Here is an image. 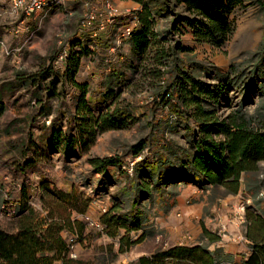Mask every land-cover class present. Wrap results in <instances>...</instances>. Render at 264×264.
Instances as JSON below:
<instances>
[{
  "label": "rangeland",
  "instance_id": "1",
  "mask_svg": "<svg viewBox=\"0 0 264 264\" xmlns=\"http://www.w3.org/2000/svg\"><path fill=\"white\" fill-rule=\"evenodd\" d=\"M108 1L122 13L98 31V25L106 24L107 19L100 7L102 0H61L44 16L38 11L14 13L11 0H0V227L12 231L9 220L21 205L39 213L40 202L49 201L55 193L74 198V205L68 204L66 211L76 221L78 238L75 257L66 255L82 264H137L139 255L173 244L207 245L202 226L224 238L225 247L237 249L245 257L249 245L244 237V212L264 220V160L247 174L238 194L212 191L187 175L181 152L193 150V133L186 120L161 104L154 93L162 77L152 70L161 68L154 67L160 58L151 57V51L148 60L133 71L128 65L137 64L135 57L124 37H119L125 26L134 27L135 21L126 10L139 3L131 0V4L120 6ZM141 1L151 2L157 39L169 53L162 59L164 69L174 58L179 68L189 70L215 90L222 83L215 106L219 115L238 109L253 117L256 124L264 121V0H242L232 10L228 19L234 25L233 32L219 48L194 42L176 15L164 16L157 11L155 6L161 0ZM89 9L96 14L94 21L89 27L78 28ZM174 13H182L181 8L176 7ZM174 16L172 32H168ZM245 31L258 34L252 44H243ZM74 42L83 43L90 51L82 57L75 79L87 84V100L95 112L98 108L94 104L104 102L103 95L112 90L119 94L115 104H127L136 118L125 128L97 135L87 152L75 146L66 155L61 145L51 147L50 139L53 129H60L64 137L70 126L73 89L63 79V66L49 57ZM178 45L181 49L174 53ZM237 45L241 46L233 52ZM117 71L124 73L117 76ZM39 74L45 75L38 83L30 81ZM48 86L56 95L48 94ZM104 100L107 104L111 99ZM141 142L145 145L133 157L132 150ZM89 156L118 157L120 164L95 173L86 161ZM158 171L172 179L155 190L152 181L157 180ZM144 185L150 187L147 193L141 191ZM105 213L122 215L130 231L121 228L116 236H110L100 221ZM84 216L102 225L103 230L89 225ZM133 216L140 219L138 230L131 229ZM143 232L140 241L119 250L120 237L132 242ZM71 233L64 230L65 242Z\"/></svg>",
  "mask_w": 264,
  "mask_h": 264
},
{
  "label": "trees",
  "instance_id": "2",
  "mask_svg": "<svg viewBox=\"0 0 264 264\" xmlns=\"http://www.w3.org/2000/svg\"><path fill=\"white\" fill-rule=\"evenodd\" d=\"M134 1L139 3L138 8L132 10L128 16H132L136 26L123 39L129 44L137 64L128 67L137 71L141 64L148 60L150 52L154 51L151 57L156 60L160 58L154 67L159 65L161 68L152 70V74L162 77L158 90L154 93L161 104L168 105L171 112L186 120V125L193 133L191 143L193 150L181 152L183 157L181 162L187 168V175L199 181L200 185H207L211 190L220 187L226 193H237L247 174L256 171L259 162L264 160V121L256 124L253 117L238 109L219 115L215 106L219 103L222 83L218 84L215 90L189 70L179 68L174 58L172 65L164 69L162 59L169 56V53L163 51L160 46L161 40L157 39L151 2L149 4L142 3L141 0ZM241 4L242 0H161L155 8L164 16L176 15L177 20L188 28L194 42L207 43L219 48L233 32L234 25L228 19V15ZM176 7H180L182 13L175 14ZM176 18L175 16L172 18L168 32H172ZM78 28L84 29L81 26ZM67 45L63 59L59 60L57 57L59 50L54 53L53 58L49 57L51 62L63 66L64 70L61 72L63 79L73 89L71 93L73 102L68 110L70 129L65 131L64 137L61 136L60 129H53L50 139V146L55 148L61 145L66 155L72 152L75 146L80 151L87 152L97 135L108 130L125 128L136 118L133 116L134 109L130 106L115 104L119 94L112 90L103 95L104 102L94 104V107L98 108L95 112L87 100V84L79 83L75 79L82 57L90 54L89 48L79 42ZM174 48L175 53L181 46ZM123 73L117 71L116 75L120 76ZM43 76L39 74L30 78V81L38 83ZM49 84L51 85V81ZM47 89L49 95H56L51 87L48 86ZM106 98L111 100L104 104ZM188 123H191V126ZM144 145L145 142L139 143L137 148L132 150V156H137ZM86 161L95 173H102L108 166L120 164V159L114 156H89ZM170 179L172 177L168 178L158 171L157 180L152 181V188L157 190ZM142 187V192L150 191L149 185ZM52 194L54 196H50L49 201L44 202L48 208L47 216L51 218L50 221L44 220V217L23 204L19 212L9 220L13 230L0 227V264H56L54 263L56 260L59 261L57 264H82L81 261L67 257L66 244L58 233L62 228L75 232L76 221L71 220L70 212L66 211L68 204L74 205V198ZM244 216L246 219L244 237L249 245V251L241 264H264V220L246 211ZM54 217L56 220L52 219ZM100 221L109 229L110 236H116L121 228L130 231L126 226L127 219L122 215L105 213L100 216ZM45 223L47 225L43 228L42 225ZM133 225L131 229H139V217L133 216ZM78 230L80 231V227ZM201 235L208 242L216 241L219 237L203 226ZM142 238L143 235H140L136 240L129 242L126 238L120 237L119 250ZM45 248H54V254L52 256L41 254ZM38 251L41 253L37 256ZM165 259L172 261V264H219L202 244H181L156 249L149 256L139 257L137 264L161 263Z\"/></svg>",
  "mask_w": 264,
  "mask_h": 264
},
{
  "label": "built area",
  "instance_id": "3",
  "mask_svg": "<svg viewBox=\"0 0 264 264\" xmlns=\"http://www.w3.org/2000/svg\"><path fill=\"white\" fill-rule=\"evenodd\" d=\"M61 0H11V11L14 13L21 12L25 15H29L30 13L34 11H38V14L41 16H44L50 8H52L54 5L59 4ZM89 3H87L88 5ZM100 7L105 11V14H107L106 24H99L98 25V31H102L107 24H110L113 20L116 14L122 13L120 12L117 7V5H114L113 3L109 2L108 0H102ZM89 8V5H88ZM138 6H133L132 9L126 10V15H129L130 12L134 9H137ZM95 13L93 9H89L83 17L81 27H89L91 26L92 22L95 19ZM22 21V20H21ZM134 28V27H133ZM132 27L125 26L121 32L119 37H126L128 34L133 30ZM93 35H96V32H93ZM0 45H2V41H0ZM63 45H66L65 43ZM66 48H62L57 54V57L59 60L63 59V57L66 54ZM85 221L89 225L96 226L98 231L103 230L102 225H97L94 222L91 221V219L88 216H84ZM77 234L75 232L71 233L70 236L67 238L65 244H66V253L69 257L74 258L75 257V244L77 241ZM249 251V248H248Z\"/></svg>",
  "mask_w": 264,
  "mask_h": 264
},
{
  "label": "crops",
  "instance_id": "4",
  "mask_svg": "<svg viewBox=\"0 0 264 264\" xmlns=\"http://www.w3.org/2000/svg\"><path fill=\"white\" fill-rule=\"evenodd\" d=\"M66 1H68V0H66ZM112 1L116 2L120 6L129 5V4L132 3L131 0H112ZM133 24H134V27H135L136 26V22H133ZM123 42L127 46V48L130 49L129 44L126 43L125 39H123ZM219 189L223 190L220 187L215 188V190H219ZM242 189H243V185H241V187L239 188L238 192L235 193V194L240 193V191ZM40 203H41L40 212L38 213L36 210H34V211L36 213H38L39 216L44 217V220L50 221L51 218H49L47 216V214H48L47 213L48 212L47 209L48 208L46 207V205H45V203L43 201H41ZM28 208H30V207H28ZM239 209H240V207H238V211H239ZM233 211L234 210H232V212ZM139 212L140 211H138V213ZM140 213H142V212H140ZM52 219L56 220V217H54ZM70 219L72 220L73 218L70 217ZM46 225H47V223L43 224L42 227L44 228V227H46ZM139 228H141V223H140V227ZM64 230H65V228H62L58 232L63 240H64V237H65ZM143 236H145V232H143ZM224 241H225V239L224 238H220V236H219L218 240L213 241V242H208L207 241V245H204V246H205V249L210 252L211 256H214L215 260H217V262H219L220 264H241V261H242L243 257H241V255L238 252V250L225 247ZM64 242H65V240H64ZM174 245H181V244H173V245H170V246H174ZM186 245H188V244H186ZM54 252H55L54 248H45V249H43L42 253L41 252L40 253L44 254V255L52 256L54 254ZM40 253L38 251V253L36 255L38 256V255H40ZM148 254H150V253H148ZM148 254H141V255L138 256V258L141 257V256H149ZM58 262L59 261H57V260L54 261V263H56V264Z\"/></svg>",
  "mask_w": 264,
  "mask_h": 264
},
{
  "label": "bare ground",
  "instance_id": "5",
  "mask_svg": "<svg viewBox=\"0 0 264 264\" xmlns=\"http://www.w3.org/2000/svg\"><path fill=\"white\" fill-rule=\"evenodd\" d=\"M237 36L239 37L238 34H237ZM237 36H235V37H237ZM238 37H237V38H238ZM257 37H258V34H257V33H252V32H248V31L246 32V31H245V33H244V35H243V38H242V39H243V42H244L243 44H244V45H248V44H250V43L252 44V43L255 41V39H256ZM234 39H235V38H234ZM236 40H237V39H236ZM236 43H237V42H236ZM234 45H235V43H234ZM240 46H241V45H237L236 48L233 49V52L236 51V50H237V47H240ZM231 47H232V46H231ZM242 47H243V46H242ZM231 53H232V51H231Z\"/></svg>",
  "mask_w": 264,
  "mask_h": 264
}]
</instances>
